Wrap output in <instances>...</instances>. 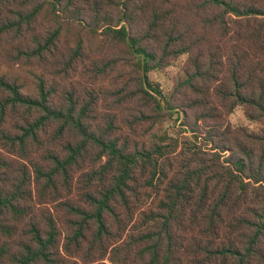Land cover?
<instances>
[{
    "label": "trees",
    "instance_id": "1",
    "mask_svg": "<svg viewBox=\"0 0 264 264\" xmlns=\"http://www.w3.org/2000/svg\"><path fill=\"white\" fill-rule=\"evenodd\" d=\"M0 264H264V0H0Z\"/></svg>",
    "mask_w": 264,
    "mask_h": 264
},
{
    "label": "rangeland",
    "instance_id": "2",
    "mask_svg": "<svg viewBox=\"0 0 264 264\" xmlns=\"http://www.w3.org/2000/svg\"><path fill=\"white\" fill-rule=\"evenodd\" d=\"M177 71L173 68L166 70L165 72H153L150 74L151 81L159 87L162 91L163 96L165 97L164 100L170 98V95L175 86L174 77ZM163 100V99H162ZM187 119V115L182 110L172 111L170 115H168L162 122H160L156 126V134L158 139L165 144H176L180 146L179 150L177 151L176 155H180L183 151V146L188 139L192 138L193 134L187 131V128L184 126ZM243 119V113L241 111H237L232 117L231 121L233 123H239ZM175 155V156H176ZM172 157V162H176V157ZM184 156L181 158V163H183ZM170 161H164L163 164L167 166H171ZM169 164V165H168ZM186 165V163H184ZM145 188L142 190L143 193L149 192ZM150 200V197H147Z\"/></svg>",
    "mask_w": 264,
    "mask_h": 264
}]
</instances>
